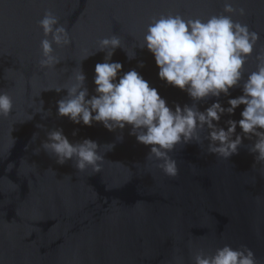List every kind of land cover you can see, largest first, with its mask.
I'll return each mask as SVG.
<instances>
[{"label": "water", "instance_id": "1", "mask_svg": "<svg viewBox=\"0 0 264 264\" xmlns=\"http://www.w3.org/2000/svg\"><path fill=\"white\" fill-rule=\"evenodd\" d=\"M225 2L0 0V92L13 101L10 114L0 116V264H193L197 252L211 255L225 244L246 245L264 264V160L248 151L255 138L243 139L228 159L208 154L207 140L201 146L178 144L169 153L179 170L171 178L156 167L159 161L146 157L149 148L129 135V128L109 132L100 123L88 127L57 117L56 102L66 91H45L70 84L80 64L89 97L95 95L94 68L104 53L81 60L100 39L114 34L132 48L142 42L152 17L179 13L206 20L222 14ZM229 2L246 12L233 14V20L260 37L244 65L246 79L257 68V54H264V0ZM46 10L59 18L72 40L69 46L53 45L61 61L52 69L38 65L44 38L38 21ZM133 51L135 58L129 60L125 51L115 50L111 61L122 64L121 74L135 69L169 107L193 103L158 78L147 49ZM240 95L242 88L234 87L229 96L207 98L197 107L203 111L217 100L227 107L228 99ZM41 101L51 112L46 117L39 112ZM243 107L222 115L220 126L227 119L238 121ZM53 128H61L70 142L90 138L114 147L106 153L101 148L99 172L91 167L77 171L74 160L58 165L43 149L33 154Z\"/></svg>", "mask_w": 264, "mask_h": 264}, {"label": "clouds", "instance_id": "2", "mask_svg": "<svg viewBox=\"0 0 264 264\" xmlns=\"http://www.w3.org/2000/svg\"><path fill=\"white\" fill-rule=\"evenodd\" d=\"M233 14L243 16L246 12L243 7L236 8L226 0L223 13L211 15L206 20L186 19L179 13L152 17L142 42L132 48L124 46L121 38L114 34L100 39L96 50L81 60L97 52L104 53L103 62L94 68L95 95L89 97L80 64L73 71L70 84L45 90L66 91L56 102L57 117H67L73 124L88 127L100 123L109 132L120 130L122 133L129 128V135L149 148L146 157L159 161L156 167L171 178L178 176L179 170L169 153L178 144L195 142L201 146L207 140L208 154L228 159L238 153L243 139L253 141L255 138L248 151L255 154V160H264V54H257V68L245 79L244 65L260 37L247 24L233 20ZM38 26L44 37L40 41L38 65L42 69L55 68L61 60L53 54V45L69 46L72 40L66 27L50 10L44 12ZM135 47L147 49L158 68V78L185 92L193 103L169 107L158 90L150 87L135 69L121 74L122 64L111 61L115 50L125 51L131 60L135 58ZM137 66L142 68L143 62H138ZM234 87H241L242 95L228 99L227 107L217 100L203 111L198 109V102L218 98L221 94L229 96ZM42 104L41 101L39 112L44 111ZM240 105L244 106L241 118L238 121L227 119L224 126H220L221 116H231ZM12 109V98L0 92V116L7 117ZM50 114V110L44 111L45 117ZM201 132L206 135L201 137ZM120 139L122 136H117V140ZM113 147L112 143L101 145L90 138L70 142L61 128H53L46 131V138L33 149V154L43 149L55 157L58 165L74 160L77 171L91 167L99 172L104 161L101 148L106 153ZM193 264H258V261L246 245L234 249L225 244L211 255L197 252Z\"/></svg>", "mask_w": 264, "mask_h": 264}]
</instances>
